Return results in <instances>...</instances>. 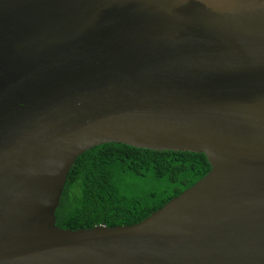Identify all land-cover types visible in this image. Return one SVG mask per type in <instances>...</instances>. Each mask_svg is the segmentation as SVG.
<instances>
[{
    "label": "water",
    "instance_id": "95a60500",
    "mask_svg": "<svg viewBox=\"0 0 264 264\" xmlns=\"http://www.w3.org/2000/svg\"><path fill=\"white\" fill-rule=\"evenodd\" d=\"M108 142L211 168L136 223L58 226ZM0 264H264V0H0Z\"/></svg>",
    "mask_w": 264,
    "mask_h": 264
},
{
    "label": "trees",
    "instance_id": "16d2710c",
    "mask_svg": "<svg viewBox=\"0 0 264 264\" xmlns=\"http://www.w3.org/2000/svg\"><path fill=\"white\" fill-rule=\"evenodd\" d=\"M210 168L204 153L116 142L96 145L72 164L55 210L56 224L79 229L136 223L192 186ZM150 179L162 182V188H140Z\"/></svg>",
    "mask_w": 264,
    "mask_h": 264
},
{
    "label": "rangeland",
    "instance_id": "374dc122",
    "mask_svg": "<svg viewBox=\"0 0 264 264\" xmlns=\"http://www.w3.org/2000/svg\"><path fill=\"white\" fill-rule=\"evenodd\" d=\"M147 187H149V189H151L153 187L162 188V182H160V181L152 182V179H150V181L143 182L140 188L146 189Z\"/></svg>",
    "mask_w": 264,
    "mask_h": 264
}]
</instances>
